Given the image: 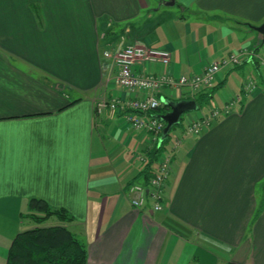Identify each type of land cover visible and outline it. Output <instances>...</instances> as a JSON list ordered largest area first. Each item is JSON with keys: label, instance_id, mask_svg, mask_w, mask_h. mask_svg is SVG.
I'll return each mask as SVG.
<instances>
[{"label": "crops", "instance_id": "crops-1", "mask_svg": "<svg viewBox=\"0 0 264 264\" xmlns=\"http://www.w3.org/2000/svg\"><path fill=\"white\" fill-rule=\"evenodd\" d=\"M262 24L264 0H0V264L31 222L22 215L32 199L74 217L61 226L84 243L88 264H264V37L253 29ZM138 43L171 60L136 73L174 78L251 54L209 90L157 94L196 102L186 127L242 92L231 115L176 149L161 211L152 200L135 210L130 194L148 184L158 139L121 112H95L132 98L105 54Z\"/></svg>", "mask_w": 264, "mask_h": 264}, {"label": "built area", "instance_id": "built-area-1", "mask_svg": "<svg viewBox=\"0 0 264 264\" xmlns=\"http://www.w3.org/2000/svg\"><path fill=\"white\" fill-rule=\"evenodd\" d=\"M113 59L117 67L116 84L129 94V100L112 99L96 104L95 112L101 114L110 109L121 112L127 123L133 128L143 130L155 136L162 134L165 123L157 117H152L154 111L163 107L162 100L157 94L168 89H188L193 95L209 90L217 83L218 75L227 68H236L251 59V54L245 51L231 52L230 54L208 63L202 72L174 78L168 74L145 75L138 74L134 70L136 64L160 63L164 66L170 64L171 55L167 51L150 49L144 44L128 45L113 56L105 54ZM256 89L254 82H245L243 92L250 95ZM242 102V92L235 94L222 108L213 110L209 115L188 120V124L179 136H170L171 148L157 162L147 185L135 184L130 188L131 204L135 210H141L148 200L153 201L155 211H161L164 199V189L170 176L172 158L176 149L185 138L201 135L206 128L220 118L229 116L234 108Z\"/></svg>", "mask_w": 264, "mask_h": 264}, {"label": "trees", "instance_id": "trees-1", "mask_svg": "<svg viewBox=\"0 0 264 264\" xmlns=\"http://www.w3.org/2000/svg\"><path fill=\"white\" fill-rule=\"evenodd\" d=\"M211 96L212 94H208L206 98ZM168 110V107L163 105L151 116L159 119V116ZM168 144L169 138L161 146L157 143L148 152L149 162L144 170L147 179L152 176L155 160ZM54 217L62 223L74 221V217L65 209L51 208L40 199H32L29 203V213L22 215L23 220L39 225ZM6 264H88V250L84 243L65 226H38L17 235L9 249Z\"/></svg>", "mask_w": 264, "mask_h": 264}, {"label": "water", "instance_id": "water-1", "mask_svg": "<svg viewBox=\"0 0 264 264\" xmlns=\"http://www.w3.org/2000/svg\"><path fill=\"white\" fill-rule=\"evenodd\" d=\"M167 4L174 5V2H168ZM253 28L264 37V24ZM163 103L170 110L159 116V119L166 124L158 141L159 146H161L169 138L173 129L181 124L184 114L196 112L199 109L198 105L194 101L163 100Z\"/></svg>", "mask_w": 264, "mask_h": 264}, {"label": "rangeland", "instance_id": "rangeland-1", "mask_svg": "<svg viewBox=\"0 0 264 264\" xmlns=\"http://www.w3.org/2000/svg\"><path fill=\"white\" fill-rule=\"evenodd\" d=\"M115 29H117V28H115ZM254 29V28H253ZM256 31V30H255ZM260 62H261V64H264V58L263 57H261L260 58ZM241 79H242V77H241ZM248 79V78H247ZM247 82H249V81H247ZM238 93H240V92H238ZM187 118H188V116H184L183 117V121H182V123L179 125V126H177L175 129H173V131L171 132V135H175V136H177V133L176 132H178V131H180L181 129H182V127H185V125H186V122H187ZM60 221L57 219V218H51V219H49L48 221H46L45 223H43V224H36V223H34V222H28L27 224H26V229L25 230H28V229H33V228H35V227H38V226H40V227H49V226H52V225H56L55 223H59ZM60 225H63V223L62 222H60L59 223Z\"/></svg>", "mask_w": 264, "mask_h": 264}]
</instances>
